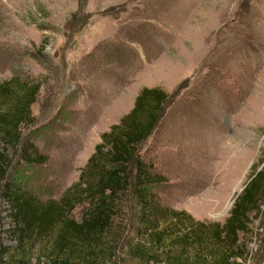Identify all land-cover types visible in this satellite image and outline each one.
<instances>
[{"label":"rangeland","instance_id":"obj_1","mask_svg":"<svg viewBox=\"0 0 264 264\" xmlns=\"http://www.w3.org/2000/svg\"><path fill=\"white\" fill-rule=\"evenodd\" d=\"M11 78L40 83L22 136L45 161L5 149L8 178L40 200L78 181L142 88L168 95L139 147L165 179L161 206L222 223L264 165V0H0V83ZM6 207L0 197V264H49L17 251ZM250 230L245 264H264V200ZM126 232L124 245L142 238Z\"/></svg>","mask_w":264,"mask_h":264},{"label":"trees","instance_id":"obj_2","mask_svg":"<svg viewBox=\"0 0 264 264\" xmlns=\"http://www.w3.org/2000/svg\"><path fill=\"white\" fill-rule=\"evenodd\" d=\"M39 88L37 81L0 83V197L21 256L31 252L49 264H121L126 258L140 264L246 263L250 224L264 200V165L253 168L222 223L161 206L154 188L165 179L139 155L164 111L168 95L159 88L140 90L132 109L100 135L78 181L59 199L40 200L15 185L8 178L6 147L28 166L46 159L22 136L33 124ZM80 205L86 207L76 220L73 211ZM126 209L132 217L125 226ZM128 225L142 237L135 245H124Z\"/></svg>","mask_w":264,"mask_h":264}]
</instances>
